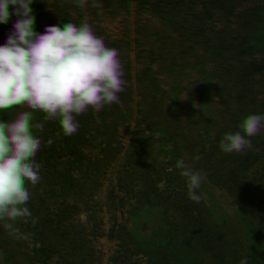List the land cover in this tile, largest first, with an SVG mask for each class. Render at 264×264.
I'll return each instance as SVG.
<instances>
[{
  "label": "rangeland",
  "instance_id": "obj_1",
  "mask_svg": "<svg viewBox=\"0 0 264 264\" xmlns=\"http://www.w3.org/2000/svg\"><path fill=\"white\" fill-rule=\"evenodd\" d=\"M172 2L0 0V92L10 87L52 99L56 109L43 142L74 122L97 131L123 171L122 186L86 174L71 191L42 188V148L33 147L21 160L26 227L16 225L9 202L0 198V264H206L201 252L211 236L222 238L212 255L229 248L238 264L264 256V93L249 107L250 149L239 132L232 136L231 169L215 179L212 193L194 176H182L179 207L169 209L167 195L145 174V153L131 142L136 119L125 105L153 101L140 48L169 40ZM188 21L186 13L178 19ZM3 181L11 183L8 171ZM176 216L181 227L169 230L164 220Z\"/></svg>",
  "mask_w": 264,
  "mask_h": 264
},
{
  "label": "trees",
  "instance_id": "obj_2",
  "mask_svg": "<svg viewBox=\"0 0 264 264\" xmlns=\"http://www.w3.org/2000/svg\"><path fill=\"white\" fill-rule=\"evenodd\" d=\"M186 1L168 5L175 28L150 57L143 56L155 61L148 76L158 105L139 112L148 117L145 137L158 159L201 156L209 179L228 163V136L244 127L250 103L264 92V0H211L204 6ZM184 13L189 21L178 22ZM34 122L29 110L0 105L1 175L13 170L14 154L38 140ZM46 150L53 172L69 183L72 174L112 168V150L96 133L76 126Z\"/></svg>",
  "mask_w": 264,
  "mask_h": 264
},
{
  "label": "flooded vegetation",
  "instance_id": "obj_3",
  "mask_svg": "<svg viewBox=\"0 0 264 264\" xmlns=\"http://www.w3.org/2000/svg\"><path fill=\"white\" fill-rule=\"evenodd\" d=\"M195 1V0H194ZM209 3V2H208ZM208 3H205L208 4ZM201 4V3H199ZM200 15V13H198ZM144 42V41H143ZM145 43V42H144ZM149 48V49H148ZM151 47L142 46L140 48V60L141 63L145 65L146 71H145V82L148 87V90L152 96L153 101L151 103L147 104H134V105H125L128 112L134 114V120L136 119V122L134 123L136 127H133L134 130L131 131L130 139L131 142H133L135 145L140 147L146 156V175L150 177L152 180L155 181V184L157 185V189L167 195V206L169 209H173L176 207H179L182 205V197L180 193V182L182 179V176L185 175H192L194 178L199 182L201 189H203L207 193H212L215 190V179L219 178L223 174L227 173L232 166L233 163V157L236 152V146L235 144L231 143L232 136L235 133H238L244 137V140L246 142V146L248 149H250V143H251V137L249 134V126H250V105L251 103L255 102L263 93H261L257 98H255L248 107V113L246 116V121L244 127L241 129H234L230 135L228 136V143L229 147L231 148V151L229 153V159L228 163L224 165L221 170L216 172L214 175L211 176V178L207 179L206 175V167H207V159L204 158L201 159L202 164H194L192 162H185L182 160H178L176 158H172L168 161V163H163L164 161L160 158L158 159L157 156H155V152L153 148L151 147V144L146 140V133L145 129H147L148 125V117H143L142 113L139 112V108L141 107H148L151 105L157 106L158 101L156 100L151 85L149 84L150 77L148 76V67L151 66V64H154V59L151 60V64L147 63L144 60L143 56L150 57L151 56ZM150 54V55H149ZM8 85H6L7 87ZM92 87V86H91ZM10 90V91H6ZM93 91L100 92L108 96V92H101L97 88L93 87ZM110 97V95L108 96ZM0 105L6 106L8 109H14L17 107H22L25 110H29L30 114L34 117L35 122L33 123V130L35 132L39 133V138L36 141V143H33L32 145L28 146L26 150H24L21 153H16L12 156V163H14L13 170H6L3 175L0 174V185L2 184V187H0V198L1 200H6L9 202L10 205V212L14 216V221L16 222L17 226L26 227L25 217L23 215L22 210V204H21V195H20V183L22 178V168H21V160L23 159V156L29 152L33 147L37 145H41V151H40V162L38 165L37 170V180L39 185L42 188H46L47 186L51 184H55L57 186H61L65 191H71L75 188L77 183L79 182L80 178L86 174L95 176L97 178H100L103 183L108 184L109 186H122L121 180L123 178V171L120 166L119 160L117 158V154L110 145H108L103 138L100 136V134L92 129H85L78 124L74 122L68 123V129L65 133L59 138L53 139L48 142H43V132L44 127L47 125L49 117L51 114L54 113L55 107L53 100L48 98L45 100V96L42 94H28V95H22L20 92H18L15 88L7 87L5 90H1L0 92ZM162 117L164 114L161 115ZM146 120V122H145ZM71 126L79 127L85 131H92L98 135V137L102 140L103 144L107 147H109L113 152V160H112V168L104 173H92V172H83L81 174H72V182L69 183L65 181L62 177L63 173H54L53 171L55 169H51V166L49 165V161L47 159L46 155V146L49 145L52 142H55L58 139H61L64 135L67 134L69 128ZM196 162V161H195ZM199 162V161H197ZM52 170V173L50 171ZM9 172V176L11 177V183L5 184L3 181V176L6 172ZM63 172V171H62ZM8 186V187H7ZM7 187V188H6ZM212 196V195H210ZM213 201H216L213 199ZM201 214H199V217ZM179 216H176L175 218H165L164 220V226H166L169 230L178 229L181 227ZM198 220V217H197ZM196 220V221H197ZM184 225L186 226L187 219L184 218ZM175 223V224H174ZM176 225V226H175ZM21 227V228H22ZM182 232V231H180ZM24 233V232H23ZM179 232L176 233V236H179ZM169 237H167L168 240ZM221 239L219 236H211L208 241H205L202 247V257H204L206 264H238L239 261L234 259L232 255V251L229 248H220L217 250L215 255H212L215 248L220 245ZM28 242L30 245H33V240L29 239ZM209 255H212V258H209L206 260V258L209 257ZM232 255V256H231ZM198 260L194 259L193 263L197 264ZM243 262V261H242ZM264 264V256H261L260 254H252L251 255V264ZM242 264V263H240Z\"/></svg>",
  "mask_w": 264,
  "mask_h": 264
}]
</instances>
